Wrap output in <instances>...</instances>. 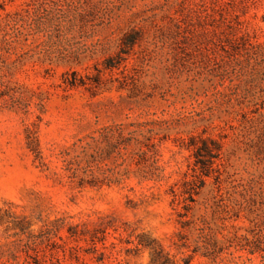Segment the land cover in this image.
Returning <instances> with one entry per match:
<instances>
[{"label":"rangeland","instance_id":"374dc122","mask_svg":"<svg viewBox=\"0 0 264 264\" xmlns=\"http://www.w3.org/2000/svg\"><path fill=\"white\" fill-rule=\"evenodd\" d=\"M132 28L142 40L107 68ZM120 127L142 144L124 148ZM192 137L221 150L209 176L197 166L182 229L172 190L193 178ZM262 204L264 0H0V264H150L141 234L175 264H212L205 246L242 264L235 237Z\"/></svg>","mask_w":264,"mask_h":264},{"label":"trees","instance_id":"16d2710c","mask_svg":"<svg viewBox=\"0 0 264 264\" xmlns=\"http://www.w3.org/2000/svg\"><path fill=\"white\" fill-rule=\"evenodd\" d=\"M226 1L223 2V5L226 6ZM222 5V6H223ZM216 7L213 5L211 11L212 14L215 13ZM215 10V11H214ZM222 23L226 24L228 29H231L230 24L231 22V15L230 14H224L223 11L220 12V16ZM214 21V20H213ZM247 36V33L242 32L240 39H243ZM142 40L141 37V30L140 29H134L132 28L131 31L124 35L122 40V49L119 52V55H117L115 58L108 57L105 60V65L107 68H115L121 65L125 61V56L127 55L130 50L134 48L136 44H138ZM230 48L232 47L229 40L224 39L221 41ZM228 53V50L226 51ZM99 80V79H98ZM66 84L69 87H77V86H86L87 83L84 79L81 77H78L75 72L71 73V78L65 80ZM98 82V81H97ZM134 132L131 131L127 133V136H125V128L120 127L119 128V139L120 144L124 146V148L133 140H135L138 144H142V142L139 140V138H135ZM82 141V140H81ZM90 143L86 142L82 146V150L80 154H77L74 158V163L69 162V165L71 167L75 166L73 168V175L75 177V174L80 170L84 169L85 172L86 168L83 167L82 163L84 160V156L87 152V146H89ZM154 144V143H153ZM155 145V144H154ZM190 146L194 147V158H195V166L196 169L194 170V175H192V179L187 180L184 182L183 190L180 191L181 193H177L175 190H172V197L174 202L182 203V209L185 211V213L178 214V217L180 218L179 224L182 229L190 228L192 227L189 220L185 219L186 213L191 209V204L195 202V199L193 198L194 195H197V188H201L204 185L202 177L209 176V174L215 170V164L214 159H216L219 155V152L221 150L220 144L210 138H204L200 141L199 146H197V140L192 137ZM34 150V148H32ZM36 156L40 159V153L39 151L36 152ZM74 164V165H73ZM197 166L200 169V176L201 178H198L200 184L197 186ZM77 177V176H76ZM79 187H82L84 184L88 185H96L95 180L92 178V176L86 175L79 178L78 181ZM264 207V204H262ZM240 211V210H239ZM239 211L234 213V217H239ZM261 213H254V209L247 208V213H249V222L250 226L246 229V232L240 236H236V244L234 248L237 251H243L246 253L248 258L245 262L242 264H254L253 263V257L258 259L257 264H264V208H262ZM253 215V216H252ZM21 229V235L26 236L27 240H34L36 238V235L33 233L27 231V226H20ZM187 234L183 231H180L177 233V237L180 241H184L182 244L183 246L186 245V241L188 240ZM138 246H142L144 248L149 249L150 251V264H175L173 260L169 258L167 254L164 253L162 245L156 241L155 239H150L145 234H141L139 236ZM197 250H193L194 253L198 252L199 249H201L200 246L196 247ZM204 252H202V256L204 257H212V264H239L238 262L234 261L233 259L225 260L224 258H221L218 254H215V252H209L208 248L205 246L203 247ZM221 250H219L217 253H220ZM189 263V261H186L185 264ZM35 264H39V262H35Z\"/></svg>","mask_w":264,"mask_h":264}]
</instances>
